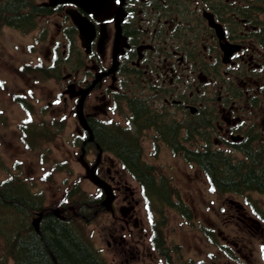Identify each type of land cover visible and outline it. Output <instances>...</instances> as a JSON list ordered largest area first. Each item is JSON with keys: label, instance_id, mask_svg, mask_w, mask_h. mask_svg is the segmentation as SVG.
Instances as JSON below:
<instances>
[{"label": "rangeland", "instance_id": "1", "mask_svg": "<svg viewBox=\"0 0 264 264\" xmlns=\"http://www.w3.org/2000/svg\"><path fill=\"white\" fill-rule=\"evenodd\" d=\"M190 1L194 4L197 2V0ZM188 9L191 10V7L188 6ZM188 19L189 21L194 19L193 12H191ZM61 22V14L52 15L46 19L42 18L39 20L38 27L30 33H22L11 27H0V111L4 113L0 115L3 118V121H0V158L3 159L4 163V166L0 170V180L11 173L20 172L32 177L35 190L44 193L47 199L50 198V200L61 199L66 193L67 188L75 180L80 183L83 189L91 190L93 188L83 177L84 171L77 162L79 156V140L75 137L78 131V122L73 112L75 104L71 100L65 102L60 101L61 97L59 95L63 93V90L68 84V81L63 80L66 71L62 69L60 81L53 80L50 77L38 79L30 73L33 66L47 64L51 54L54 52V50L51 51V48L53 49L57 44L63 43ZM41 27L46 29L44 38L38 37L39 28ZM238 31L243 36H247L243 30L240 29ZM200 34H202L201 31ZM204 38L206 40L203 45H206L207 41L211 42L208 35H204ZM26 65L30 67H25ZM21 66L25 68L22 72L19 70ZM86 67L87 69L85 71L91 70L88 66ZM251 70L252 68H250L249 73H246L245 64H243V68L240 71L244 72V75L235 79L236 86L238 87H240V82L246 80L248 92L239 100L241 104L238 102V99H234V103L236 102L237 104L234 105L239 110L242 106L244 110H241L240 114L248 124L255 125L260 130L259 132L262 133L261 142L264 144V107L261 106L264 103V77H262V71H260V75H255L252 80L250 78L246 79V76L251 73ZM252 73L256 72L252 71ZM72 78L73 81L71 82L73 83L79 79L75 75ZM144 84L142 79L132 75L122 77L119 80V86L124 88L121 91L118 87L120 91L118 93L128 95L123 96L124 101L120 100L121 96L118 100L121 103V107L114 110L113 106V111L107 115L106 105L108 104L105 103L101 107L103 100H98L97 96L100 95L97 90L99 89L101 91L102 87L107 85L111 86L112 83L108 79L103 82L102 86L99 85L98 88H95L91 92L90 97H87L84 104V112L86 113V110L89 111L94 106H97L98 112L100 114H104L105 112V117L109 116L108 120L112 119L113 123L117 124L119 130L127 131L123 128L127 126L125 122L129 114L125 101L127 98L134 97L135 95L142 97V86ZM220 84L223 86V83ZM223 87L224 89L227 88V86ZM256 87H260V101L258 100L256 107H253L250 104L249 96ZM179 91H181V86L179 87ZM27 92H31V94ZM12 93L26 94L24 97L29 102L35 120L41 121L44 119L47 121L51 117L64 119L62 132L55 139L46 143L45 147H42L40 150L27 151L20 142L18 125L25 118L29 117V115L18 104L11 101L10 94ZM143 94H146V92ZM220 103H222V99L220 101L213 100L208 105L209 109H215L219 113L218 108ZM44 108L46 110L42 111ZM39 111L44 112V116L40 115ZM162 112L163 115L159 119L160 124H167L172 122V120H178L184 123L186 119L182 111L176 107H166ZM218 118L216 117L213 123ZM144 132L139 134L137 138L141 148L142 158L147 163L153 165L159 175L172 179V185L175 186L179 196L194 215L193 219L187 220L191 222V225L187 227L182 226L183 222L178 218L179 215L177 213L174 214L167 210L162 212L167 217V222L164 224L165 237L168 238L171 246L179 245L180 247V259L173 258L171 259V263L183 264L184 262L185 264V262L189 261H187L188 258L194 260H190L192 263L198 261L196 260L198 258H203L210 264H213V262L215 264L223 263L220 255L212 247L205 248L201 244V237L204 236V232H201L200 227L198 226L197 228V225L209 229V225L211 224L210 229L217 238H221L219 235L217 236V233L221 232L222 234L226 233L231 236L239 230L241 223L244 224L238 220L237 214L239 212L236 211L233 214L234 211L230 209L232 204L229 203V200L225 199V196L212 193L206 178L200 170L174 156L160 140L155 139L153 131L145 130ZM214 137L215 132L211 134V139ZM196 139L195 145L198 146L201 140L200 138ZM153 144L156 145L155 150L157 151L153 149ZM44 151L46 153H43ZM88 152L90 153L88 154ZM93 153L94 150L91 147H87V161L95 160ZM41 154L44 156L41 157ZM105 154L104 152L102 156V158L104 157L103 161L107 160ZM231 155L235 159L241 158L236 151L231 153ZM13 164L18 165L16 166L17 169L12 166ZM51 168L53 171L55 170L53 173H51ZM45 173H48V175L43 177ZM129 180L134 187H138L134 181L130 178ZM250 194L251 199L256 203L264 199V196L255 192H251ZM258 204L261 205V203ZM230 211H232L231 215L236 216L237 221L234 219L230 221L232 218H227ZM193 223L195 224L193 225ZM83 232L94 246L100 250V254L105 258L106 262L111 264L105 241L99 232L92 226L87 227ZM169 253L167 252L168 255ZM207 253L212 254L213 257L210 256L207 260L205 258Z\"/></svg>", "mask_w": 264, "mask_h": 264}, {"label": "flooded vegetation", "instance_id": "2", "mask_svg": "<svg viewBox=\"0 0 264 264\" xmlns=\"http://www.w3.org/2000/svg\"><path fill=\"white\" fill-rule=\"evenodd\" d=\"M141 7L143 8L142 2L140 3L139 8ZM142 8L140 9L141 14ZM127 9L129 10V17H133V13L137 9V5H129ZM88 17L91 19L90 16ZM140 20L141 24L139 25V27L133 25L135 23L131 20L126 21L122 26V34H124V36L127 38L129 47L121 55L118 56L119 70L127 67L128 63H137V65H139L140 63H152L154 67H156L153 71L156 72L157 67H159V72L162 73V77L170 78V83H172L173 77H181L183 75H187L190 70L193 72L195 71V68H193V64L188 63V65L179 67V65L182 64L183 59L190 54L189 52L187 55H185L184 52L174 50L169 45V49H167L166 41L158 43L156 39L159 35V32L161 31L159 28V31L156 34H151L144 37L147 32L142 31V17ZM92 21L94 22V20ZM94 24L96 30L95 37L90 42L88 58H90L91 61L93 59H103V61L105 62L108 61L110 57V52L108 50L112 45V29L109 26L106 27V25L104 24L105 26L103 27V32L101 35L99 27L100 24L96 22H94ZM138 33L140 35V39L136 38ZM233 40L237 41V39ZM136 42H139V45H141L140 51L137 50L138 45ZM149 43L153 44V51H148L150 49H142L143 44ZM248 44H251V42H249ZM241 48L242 52H247L246 46L242 45ZM242 52H238L237 54H235L232 59L234 58L235 62L238 63H245L249 69L251 67L250 64H254L253 56L250 53ZM145 68L146 69L143 70L144 72H146L149 67L145 66ZM156 75L158 76V74ZM204 80L210 82L209 78H207L206 76H204ZM191 84L200 85V83L195 81L194 79H192ZM254 92L259 93L258 87ZM170 97H172V95ZM165 101L167 100L165 99ZM175 103L180 105L181 102L180 100H176ZM229 103L231 105L226 108V111H224V115L222 117L223 122H220V125L222 126L217 125L218 130L220 129L219 132H217V142H229L234 143L235 145H239L243 139V134L240 131L239 126H242V124H244V121L241 118L242 116H238L240 110L235 107L234 104H236V102L234 103V100H231ZM182 106L187 107L186 104H183ZM203 118L205 119L206 116H203ZM233 133L238 134L242 137V139L238 142H232L231 138ZM111 181L113 182V187L117 189L118 192H120L122 186L120 181H115L114 177H111ZM123 193L124 195L122 196L121 201H123V203H128L130 207L123 212V216H121L120 214L112 215V219L116 221L115 224L111 226L112 232L109 233V236L113 242V252L120 258L121 263L132 264V260L139 256L138 247L140 244V240L142 239L143 242V240H145L147 236V233L144 230L143 221L140 219L139 212L135 210L137 201L134 200L133 193ZM238 219H240L247 226V228L252 229V225L249 222L244 221V219L241 217H238ZM109 245L112 244L109 243Z\"/></svg>", "mask_w": 264, "mask_h": 264}, {"label": "trees", "instance_id": "3", "mask_svg": "<svg viewBox=\"0 0 264 264\" xmlns=\"http://www.w3.org/2000/svg\"><path fill=\"white\" fill-rule=\"evenodd\" d=\"M26 8L29 10L27 11ZM50 12H52L51 9L35 4L33 0H0V26L7 25L25 29L34 23L37 15ZM133 102L130 100L128 104L135 117H142L147 114L143 105L138 110L132 104ZM135 122L138 121L135 120ZM101 137L106 143L115 145L113 139L107 134L101 133ZM116 147L128 156V161L134 162L135 155L131 153L132 150H130L129 145L122 143L117 144ZM212 158L218 162L217 157L213 156ZM255 164L252 162L250 166ZM219 166L223 168L226 165L219 164ZM250 166L245 173L241 174L236 166L230 167V170L224 173H222V169L217 167H213V169L222 174H227L226 179L238 180L234 182H242L248 186L264 189V169H259L256 173ZM23 192L24 190L19 188L18 193ZM16 212L15 221L5 224L8 228H12V234L4 238L5 254L13 258L14 264H54L53 258L58 264H98L94 256L88 253L63 223L46 216L44 226L38 235L32 231L28 224L22 222V219L29 214V209L21 205L16 209Z\"/></svg>", "mask_w": 264, "mask_h": 264}, {"label": "water", "instance_id": "4", "mask_svg": "<svg viewBox=\"0 0 264 264\" xmlns=\"http://www.w3.org/2000/svg\"><path fill=\"white\" fill-rule=\"evenodd\" d=\"M65 2L73 3L79 7L84 8L86 12H91L95 15H110L113 12L114 6L113 0H48V5L54 6L56 4H61ZM67 13L71 16L73 22L80 29L86 28L87 31L89 30V28L92 29L89 22L84 17L80 16L75 10L68 9ZM87 35H90V33Z\"/></svg>", "mask_w": 264, "mask_h": 264}]
</instances>
